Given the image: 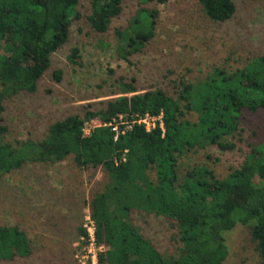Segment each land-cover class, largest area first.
<instances>
[{
    "label": "trees",
    "instance_id": "obj_1",
    "mask_svg": "<svg viewBox=\"0 0 264 264\" xmlns=\"http://www.w3.org/2000/svg\"><path fill=\"white\" fill-rule=\"evenodd\" d=\"M168 0H140L141 8L124 29H117L119 56L144 51L155 37L160 11L145 6ZM81 0H0V114L20 92H36L52 65V56L70 40L73 20L80 18ZM214 22L230 20L235 0H200ZM125 0H91V27L108 32L121 17ZM2 52H5L3 55ZM80 49L69 55L78 64ZM53 76L61 81L62 70ZM134 82V80H133ZM121 82L120 96L84 115L56 120L36 147L21 150L4 142L8 127L0 121V184L3 176L28 161L59 162L73 156L84 169L102 168L109 177L90 203L97 223V240L106 249L100 264H224L229 257L227 234L238 225L248 227L259 264H264V143L254 147L245 164L219 177L208 164H194L181 172L183 157L209 146L233 150L231 138L241 133L244 111L264 109V55L243 68H215L198 83L181 80L172 94L164 88L144 89ZM165 113V132L137 127L114 140L110 128L84 135L90 118L109 120L134 112ZM197 113L195 122L186 118ZM23 147V146H21ZM164 217L177 251L164 254L136 216ZM81 236L84 228L79 227ZM33 246L24 230L0 224V261L30 257Z\"/></svg>",
    "mask_w": 264,
    "mask_h": 264
},
{
    "label": "rangeland",
    "instance_id": "obj_2",
    "mask_svg": "<svg viewBox=\"0 0 264 264\" xmlns=\"http://www.w3.org/2000/svg\"><path fill=\"white\" fill-rule=\"evenodd\" d=\"M236 14L214 22L200 0H168L145 6L160 11L155 37L131 62L118 54L117 29L127 28L141 6L125 0L121 17L106 33L94 30L88 20L91 0H81L80 18L73 20L68 43L52 56V65L36 92H20L6 102L0 121L8 127L4 142L27 152L43 141L50 126L67 115H84L120 96L121 82L144 89L164 88L175 93L177 84L198 83L219 67L234 71L264 55V0H235ZM74 47L80 49L78 64L69 61ZM4 55L5 52H2ZM62 70L61 81L53 72ZM1 87V83H0ZM192 122L198 114L186 116ZM237 146L223 150L209 146L188 152L181 172L194 164H208L219 177L227 176L248 160L254 147L264 143V109L244 111L241 133L231 138ZM23 146V147H21ZM109 177L102 168L84 170L73 156L59 162L28 161L21 169L3 176L0 184V224L16 225L26 232L33 254L0 264H81L84 244L79 227L94 195ZM143 230L157 240L164 254L177 251L166 219L136 216ZM229 257L224 264H259L260 257L248 227L238 225L227 234Z\"/></svg>",
    "mask_w": 264,
    "mask_h": 264
},
{
    "label": "built area",
    "instance_id": "obj_3",
    "mask_svg": "<svg viewBox=\"0 0 264 264\" xmlns=\"http://www.w3.org/2000/svg\"><path fill=\"white\" fill-rule=\"evenodd\" d=\"M110 128L113 132L114 140L133 131L137 127L143 128L146 132H152L159 128L165 132V113L162 110L158 114L151 112H134L131 114L120 113L112 116L109 120L90 118L85 121L84 135L90 136L100 128ZM83 228L85 233L81 236L84 244L81 255V264H100V254L105 251V247L97 240V223L92 216L90 208L87 209Z\"/></svg>",
    "mask_w": 264,
    "mask_h": 264
}]
</instances>
